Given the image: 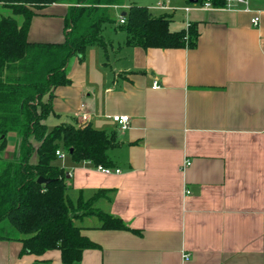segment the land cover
I'll return each instance as SVG.
<instances>
[{"label": "crops", "instance_id": "obj_1", "mask_svg": "<svg viewBox=\"0 0 264 264\" xmlns=\"http://www.w3.org/2000/svg\"><path fill=\"white\" fill-rule=\"evenodd\" d=\"M158 2L171 8L157 11L173 32L188 22L196 27L193 47L108 40L106 51L94 46L72 57L69 84L44 97L51 98L55 126L78 125L84 105L87 126L118 136L108 156L120 174L104 175L87 161L60 163L73 197L82 192L89 201L106 191L93 207L128 227L101 230L95 216L76 221L97 245L80 264H264V0H249V12ZM70 6L39 11L30 42H63ZM111 8L125 17L129 6ZM114 115H128L129 129L119 131ZM9 148L6 160L16 152ZM21 253L20 242H0V264H63L59 250Z\"/></svg>", "mask_w": 264, "mask_h": 264}, {"label": "trees", "instance_id": "obj_2", "mask_svg": "<svg viewBox=\"0 0 264 264\" xmlns=\"http://www.w3.org/2000/svg\"><path fill=\"white\" fill-rule=\"evenodd\" d=\"M69 1L75 3L68 8L64 41L30 42L31 22L38 12ZM207 2L214 9H224L227 4V0H199L197 4ZM122 5L129 9L125 23L116 29L126 33L125 47L177 49L195 45L198 32L190 22L186 29L173 32L168 16L156 17L135 2L0 0V9L12 12L0 16V225L7 221L20 235L14 239L9 232L0 234V242H20L22 254L42 256L59 250L63 264H80L84 252L97 245L82 234L76 221L95 216L101 230H128L120 218L93 207L106 191H98L89 201L82 192L73 197L68 173L57 163L60 150L75 164L91 161L111 168L108 151L118 145L117 133L70 123L49 129L46 123L52 113L54 89L70 82L68 61L85 55L90 47L108 49L111 44L102 31L106 24H115L110 8ZM46 96L51 98L44 100ZM10 134L16 135L17 147L14 158L6 160L2 154ZM34 155L36 163L32 162ZM40 177L52 182L40 185Z\"/></svg>", "mask_w": 264, "mask_h": 264}, {"label": "rangeland", "instance_id": "obj_3", "mask_svg": "<svg viewBox=\"0 0 264 264\" xmlns=\"http://www.w3.org/2000/svg\"><path fill=\"white\" fill-rule=\"evenodd\" d=\"M125 1H126V3L135 2V4L138 5V6H143V7L149 8L150 11H151V13L154 16H156V17H158L160 15L159 11L153 10V8H151L152 6L157 5L156 2L159 1V0H125ZM73 3H74L73 1H69L68 2V4H70V5H73ZM122 12H123L122 10H118V9H114V8H111L110 9V11H109L110 17H111L112 21L115 22V24L108 23V24H106L104 26V29H103L102 32H103V35H104V37H105L106 40H111V41H114V42H118V41L123 42V41H125V39H126V33L124 31H121L119 29H116V27H117V20H118L119 17L121 18V13ZM11 13L12 12H9L8 10L0 9V16L1 15H4V14L5 15H8V14H11ZM17 19L20 22L22 20V18H20V17L17 18ZM172 28H174V27L172 26ZM73 58H75V57H73ZM73 58H71L72 60L70 59L71 61H69V63H68L69 65H67L68 66V71H70L73 68V65L72 64H73V61H75V59H76V58L75 59H73ZM47 124H48V126H49L50 129L53 128L55 126V124H56L55 118H53V116H51L47 120ZM16 141L17 140H13L10 136L8 137V139H7L8 144L7 145H8V147H11L9 149L16 150V147H17ZM7 152H9V151H7ZM64 153L66 154L65 158H63V159L58 158V161H57L58 164L62 163V165H64L65 164L64 162L67 159L69 160V157H68L67 153L66 152H64ZM3 156H4V154H2V157ZM32 162L33 163H36L37 162V156L36 155L33 156ZM1 166H2V162L0 161V168H1ZM8 232L10 233L9 234V237L10 238H14L15 239V238H19L20 237V235L8 224V222L7 221H4L0 225V234L4 236ZM7 242H15V241H7ZM21 255L23 256L25 254H22L21 253Z\"/></svg>", "mask_w": 264, "mask_h": 264}, {"label": "built area", "instance_id": "obj_4", "mask_svg": "<svg viewBox=\"0 0 264 264\" xmlns=\"http://www.w3.org/2000/svg\"><path fill=\"white\" fill-rule=\"evenodd\" d=\"M193 6L194 7H201L204 9L213 8L209 2L205 3L204 5L193 4ZM238 6L243 7L244 11H247V12L250 11L249 0H227L226 7L224 9L234 10V9H237ZM153 9L161 10V11H167L171 8L164 2H158L157 5L155 7H153ZM185 10L188 12V11H190V8H186ZM251 22L254 26H258L260 23V18L254 17ZM119 23L124 24L125 18L121 16ZM188 25H189V22L187 23V27H188ZM153 88L154 89L159 88L158 82H154ZM84 108H85V106L83 105L82 110L78 114L79 125L81 127H85L89 123V115L83 111ZM110 119L113 121V123L116 124L119 131H126L130 127V117L128 115H114V116H111ZM56 154H57L58 158H61V159L65 158V156H66V154L60 150L57 151ZM87 164H92V162L87 161ZM190 165H191V162L189 160H187L182 167V171H184ZM95 167L99 172H101L104 175H113V174H120L121 173V170H119V169H113V168L104 167L101 165L95 166ZM184 257H185L186 261L189 260L188 256H184Z\"/></svg>", "mask_w": 264, "mask_h": 264}, {"label": "water", "instance_id": "obj_5", "mask_svg": "<svg viewBox=\"0 0 264 264\" xmlns=\"http://www.w3.org/2000/svg\"><path fill=\"white\" fill-rule=\"evenodd\" d=\"M189 2L191 4H197L199 2V0H189ZM52 182V180H49V179H45V178H42L40 177L38 180H37V183L40 184V185H48Z\"/></svg>", "mask_w": 264, "mask_h": 264}]
</instances>
